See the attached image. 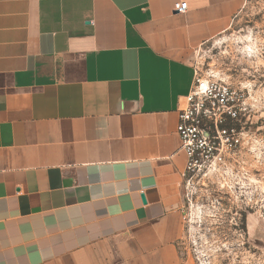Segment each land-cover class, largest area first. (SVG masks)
I'll return each mask as SVG.
<instances>
[{"label":"crops","instance_id":"crops-1","mask_svg":"<svg viewBox=\"0 0 264 264\" xmlns=\"http://www.w3.org/2000/svg\"><path fill=\"white\" fill-rule=\"evenodd\" d=\"M244 1L0 0V264H189L176 126Z\"/></svg>","mask_w":264,"mask_h":264},{"label":"rangeland","instance_id":"rangeland-1","mask_svg":"<svg viewBox=\"0 0 264 264\" xmlns=\"http://www.w3.org/2000/svg\"><path fill=\"white\" fill-rule=\"evenodd\" d=\"M192 59L199 80L239 93L227 127L241 144L226 168L184 185L180 252L189 264H264V0H245Z\"/></svg>","mask_w":264,"mask_h":264},{"label":"built area","instance_id":"built-area-1","mask_svg":"<svg viewBox=\"0 0 264 264\" xmlns=\"http://www.w3.org/2000/svg\"><path fill=\"white\" fill-rule=\"evenodd\" d=\"M186 10V3L176 7L178 14ZM238 102L237 91L218 81L199 80L196 73L176 126L186 159L183 187L199 175L226 168L229 158L237 152L241 139L236 128L227 127V122L237 120L241 111Z\"/></svg>","mask_w":264,"mask_h":264}]
</instances>
